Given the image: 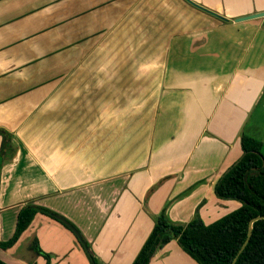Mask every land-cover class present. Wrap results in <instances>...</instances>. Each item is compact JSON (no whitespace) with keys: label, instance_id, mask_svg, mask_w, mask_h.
Returning a JSON list of instances; mask_svg holds the SVG:
<instances>
[{"label":"crops","instance_id":"obj_1","mask_svg":"<svg viewBox=\"0 0 264 264\" xmlns=\"http://www.w3.org/2000/svg\"><path fill=\"white\" fill-rule=\"evenodd\" d=\"M193 1L216 14L187 0H0V148L10 144L0 151V240L32 201L71 220L100 264H131L164 205L185 221L182 210L200 204L209 221L210 207L239 204L212 190L230 161L187 160L201 149L240 150L241 117L264 87V16L234 18L264 10V0ZM165 84L194 96L196 116L171 139L185 148L179 167L150 148L138 157L134 145ZM58 246L82 261L73 231L37 212L0 258L56 264Z\"/></svg>","mask_w":264,"mask_h":264},{"label":"trees","instance_id":"obj_2","mask_svg":"<svg viewBox=\"0 0 264 264\" xmlns=\"http://www.w3.org/2000/svg\"><path fill=\"white\" fill-rule=\"evenodd\" d=\"M2 141L0 151L9 144V141ZM239 144L238 157L212 184L216 196L236 199L239 202L238 206L207 222H204L197 213L183 223L172 220L164 205L155 216L153 226L131 264H147L156 248L173 238L198 264H264V216L252 221L249 238L239 251L247 238L250 219L258 214L264 215L262 141L242 132ZM37 212L45 213L71 229L61 219L66 218L62 214L47 206L28 201L18 209L14 231L7 239L0 240V246L3 248L11 246ZM73 226L75 230H71L87 254L90 264H99L96 256L88 249L89 244L85 236L78 227L74 224ZM31 246L34 250L49 256V253L39 246L37 239L33 240ZM0 264L9 263L0 258Z\"/></svg>","mask_w":264,"mask_h":264},{"label":"rangeland","instance_id":"obj_3","mask_svg":"<svg viewBox=\"0 0 264 264\" xmlns=\"http://www.w3.org/2000/svg\"><path fill=\"white\" fill-rule=\"evenodd\" d=\"M144 33L146 34V31ZM116 51L117 50L114 49V52ZM171 67H172L171 64H169V67L167 70V78L169 76V71L171 70ZM185 68H192V66L185 65ZM184 70H186L185 74L190 73V71L188 72V69H184ZM165 80H162L161 78L162 82ZM166 83H167V80H166ZM184 96H186V100L184 99ZM154 98H156L158 102L155 108H153V114H152L153 119L150 122L147 117L148 112L144 113V118L146 119V122H150V123L142 127V130L138 129V136H137L138 142L134 145L136 148H138V157L139 156L142 157L144 154H146V152L150 148L149 149L150 151L151 149H153L152 152H150V156L152 154L153 158H159L161 155L165 156L166 154H169L171 157L168 156L170 158H166L165 163L169 165L173 164L176 167L178 165H176L175 162L181 161L185 163L186 162L185 157H187V155L185 154L184 147L178 150L176 149L174 150L173 148H171V146L175 145V141L171 139L173 138L175 140H179L182 136H184L188 130V125H189L190 120L192 121V118L196 116L195 114H193L194 113L193 111L189 112L188 110L189 109L188 101H191L192 103H194V96L192 95L191 91L189 90L184 91V87L173 88L165 84L164 86L159 87L157 91V95H154ZM240 126H241L240 134L244 131L245 133H250L252 135L257 136L259 139L262 140L261 151L264 154V87H263V90H261L259 94L256 96V98L253 100L250 107L242 115L241 120H240ZM219 130L222 131L220 128ZM114 131H119V130H114ZM168 139L169 141L166 142ZM163 140H165V142ZM160 141H163V142H160ZM181 141H184V140L181 139ZM120 144L121 142L113 141L111 143V151L115 150L117 147H119L117 151H120V147H121ZM235 145L236 143H234L233 149L230 148L229 156H225L228 149L224 152L223 154L225 156L224 159L223 158L221 159L222 154L217 150L208 149L207 150L208 152H207L206 150L201 149L199 151V154L197 153V156H195L196 152L193 153L189 157L187 162L188 163H191L192 161L196 162V161H199V159H196V158H200V160L206 161L207 164L211 165L212 159L220 158V161L218 163H220L221 161H224L225 163L226 160H227L226 163H229V161L231 163V161H234V159H236L238 155L240 154L239 148L237 149V145L236 146ZM179 147H180V144L176 146V148H179ZM141 148H144V150L142 152H139ZM135 152H136V149L130 152L128 157L129 158L132 157V155H134ZM205 157L206 159H204ZM139 159L140 158H138V162H139ZM178 167L175 169L181 170V171L184 169V168H181V167L178 168ZM201 180L202 179H199L198 181L195 182V184H197ZM202 182L204 181H201V183ZM223 199H229V200L231 199V200H235V202H238L236 199H233V198H223ZM229 203L231 204L230 201L228 202L226 201L223 204H216L214 207H210L207 210V212H212L213 214L217 213L215 216L210 217V219L219 215L218 213L219 211L227 212L238 206L237 203H234L233 205H230ZM199 205L200 204L194 205L192 209L190 208V206H187L185 209L182 210L184 211L182 215L185 217L184 218L185 221L184 220L183 221L174 220V221L183 222V223L189 221L195 214L198 213ZM199 216L204 222L207 221L206 220L207 217H203L200 214ZM31 229L32 227L30 226L26 230V234H31L30 233ZM33 230H35V226H33ZM26 238H28L27 235L25 239ZM161 247H162L161 253L159 255H153V256L151 255L147 264H198L188 253H186L181 248V246L178 244L175 238L171 239L166 244H163ZM60 248L62 247L57 248L58 249L57 255L56 254L54 255V262L56 264H67L65 262L66 260L71 261V264H90L89 258L87 254L85 253L84 249H83L84 253H81L83 256V259L82 261L78 262L77 257H75L74 255L75 253L72 252V249L69 250L67 255L65 256L62 254L63 250H60Z\"/></svg>","mask_w":264,"mask_h":264},{"label":"water","instance_id":"obj_4","mask_svg":"<svg viewBox=\"0 0 264 264\" xmlns=\"http://www.w3.org/2000/svg\"><path fill=\"white\" fill-rule=\"evenodd\" d=\"M187 1H189L190 3H192V4L196 5V6L202 7L203 9H206V10L209 11V12H212V13L216 14L215 12H213V11L207 9V8H204L203 6H201L200 4L196 3V2L193 1V0H187ZM218 16L224 18V20H225V17H223V16H221V15H218ZM257 16H264V10H259V11H255V12H250V13H248V14H243V15H240V16H236V17L234 18V20H242V19H247V18H252V17H257ZM263 216H264V215H260V214H258V215H255L254 217H252V218L250 219V222H249V229H248V232H247V238L245 239L244 243H243L242 246L240 247L239 251L242 249V247L244 246V244L246 243V241H247L248 238H249V235H250V233H251V223H252V221L255 220V219H257V218L263 217ZM61 219H62L63 222H65V223H66V224H67L72 230H75L73 224H72L70 221H68V220H67L66 218H64V217H61ZM234 259H235V258H234ZM234 259H233V261H234ZM231 264H232V263H231Z\"/></svg>","mask_w":264,"mask_h":264}]
</instances>
